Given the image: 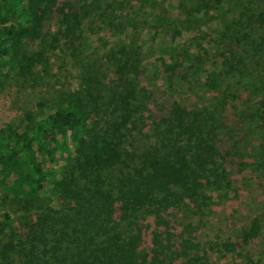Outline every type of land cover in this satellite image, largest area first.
Segmentation results:
<instances>
[{"label": "trees", "instance_id": "16d2710c", "mask_svg": "<svg viewBox=\"0 0 264 264\" xmlns=\"http://www.w3.org/2000/svg\"><path fill=\"white\" fill-rule=\"evenodd\" d=\"M136 1L141 2L0 0L1 76L33 74L36 82L33 68L45 64L46 47L34 50L30 45L39 40L49 47L65 44L71 58L84 60L87 78L83 88L43 99L18 123L0 131V218L11 220L6 203L36 202L38 209L24 225L26 239H20V248H15L12 234L0 241V264H212L207 250L216 247L231 258L228 264H264V247L255 254L247 250L262 235L258 216L237 231V242L228 236L208 242L205 249L193 236L190 220L182 223L176 237L168 230L170 218L162 215L164 209L186 210L189 217L209 213L206 190L231 186L226 156H220L216 146L220 134L258 129L264 147V0L253 7L236 0L243 11L225 22L215 41L220 66L195 81L210 94L209 103L174 100L155 117L145 112L150 97L147 90L143 95L139 81L144 71L140 44L84 54L86 34L99 40L107 31L116 34L120 20L139 15ZM225 1L194 0L189 6L181 0L180 7L186 22L194 12L218 8ZM161 15L166 19L165 11ZM55 17L57 32L45 29ZM255 26L261 30L258 35L245 30ZM161 52L169 54L170 47L164 45ZM188 53L184 50L182 61L191 60ZM95 56L113 59L117 67V76L103 93L93 80ZM160 59L171 87L182 67L180 54L170 62L164 55ZM193 66L191 62L189 68ZM234 87H245L259 101L228 124L225 109ZM258 153L249 156L255 159ZM261 156L264 161L263 152L256 161ZM149 218L154 229L145 249L139 223ZM25 241L34 244L27 247ZM42 243L53 246L51 254L39 250Z\"/></svg>", "mask_w": 264, "mask_h": 264}, {"label": "rangeland", "instance_id": "374dc122", "mask_svg": "<svg viewBox=\"0 0 264 264\" xmlns=\"http://www.w3.org/2000/svg\"><path fill=\"white\" fill-rule=\"evenodd\" d=\"M185 1L192 6L194 0ZM245 2L251 7L260 3L259 0H245ZM180 3L181 0L136 1L134 6L139 10V15L130 14L127 19L120 20L121 28L116 34L107 31L102 40H99L96 35L86 34L87 50L84 54H87V51L103 54L109 49L118 48L120 44L127 46L140 44L145 58L143 57L142 60L144 71H141L139 81L144 88L143 95L145 96V90H147L150 97L144 105L148 116H160L168 110V106L174 100L183 104H191L194 101L209 103L210 94L198 87L195 82L196 78L197 76L205 77L208 71L220 66L221 50L215 41L224 29L225 22L232 17L239 16L240 10L243 11L242 6H238L236 0H228L218 8L194 12L190 21L185 22L186 12L181 10ZM163 11L166 12V19L161 20ZM161 21L164 23L161 24ZM46 28H49L51 32H57L59 23L56 17L47 21ZM245 30L257 35L261 32L256 26L246 27ZM164 45L170 47L169 54L161 52ZM44 46L46 47L45 64L40 65L39 68H33L38 73L36 82L31 79L33 74L27 78L16 77L15 73H11L8 77L0 74L2 78L0 131L6 129L8 125L18 123L24 117L25 111L36 109L38 102L43 99L65 90L83 88V81L87 79L84 76V60L82 59V62L79 56L71 58L67 47L62 43L56 47H49L37 40L30 45V48L38 50ZM184 50H188L191 60L182 61ZM178 54H180L182 67L177 69L174 74V84L169 87L160 58L164 55L170 62L175 60ZM94 61L92 71L96 75L93 80L96 81L97 89L103 93L106 83L117 76V67L113 59L104 60L96 57ZM191 62H194V66L189 68ZM182 74H185L184 78ZM258 101L259 96L253 95L245 87H234V92L229 97L225 109L228 124L237 122L236 114L249 109ZM238 131L236 134L232 130L227 136L220 134L218 137L220 139L216 142L220 156H226L227 166L234 181L228 189L206 190L204 201L210 212L189 217L190 213L186 210L164 209L162 215L170 218L171 226L168 230L172 236L176 237L183 229L182 223L190 220L191 226L195 228L193 236L201 241L205 249L209 245L208 242H218L228 236L236 241L237 231L249 225L252 219L258 216L263 225L262 235L247 247V250L255 254L264 247V167L261 170L258 168L264 165V161L261 160L263 156L256 161L258 155L261 152L264 153V147L261 146L262 140L258 129H253L247 134L244 130ZM228 151L230 153H227ZM256 151L259 153L255 159L249 156L250 153L254 154ZM247 162H254V165H245ZM35 203L18 201L11 205L5 204L10 212L11 220L0 218V241L9 239L12 234L14 242L18 244L15 248H20V239H26L24 225L37 214L38 209L35 208ZM2 208L0 204V212ZM115 217L120 218L118 212ZM139 228L142 234L141 246L146 249L150 244V234L154 229L152 218L141 220ZM23 244L32 247L34 243L25 241ZM38 246L39 250L42 249L44 253L51 254L53 246L51 248L49 243H42ZM207 251L212 264H228L231 259L224 253L222 254L218 247ZM12 260L19 262V259Z\"/></svg>", "mask_w": 264, "mask_h": 264}]
</instances>
